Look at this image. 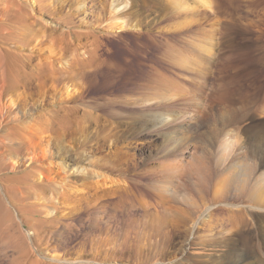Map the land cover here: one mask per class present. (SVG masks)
Wrapping results in <instances>:
<instances>
[{"label": "rangeland", "instance_id": "374dc122", "mask_svg": "<svg viewBox=\"0 0 264 264\" xmlns=\"http://www.w3.org/2000/svg\"><path fill=\"white\" fill-rule=\"evenodd\" d=\"M116 1L46 0L42 9L19 0L32 30L46 28L30 40L13 13L0 15L6 69L50 67L45 82L4 95L13 109L0 123V154L15 158L9 146L24 140L51 161L46 176L25 164L21 180L3 182L15 187L6 203L14 223L0 219V264H8L12 244L39 264L264 262V216L221 203L190 233L196 207L163 194L173 160L188 157L207 166L182 179L190 190L200 181L204 201L264 202L250 192L264 188V0H122L118 28L110 23ZM95 48L94 66H75ZM52 68L63 73L56 84ZM7 156L0 179L15 175L4 169ZM233 165L234 181L215 194ZM103 173L105 182L95 177ZM242 178L247 185L236 191ZM122 195L127 203L115 210ZM95 205L104 207L108 234H94Z\"/></svg>", "mask_w": 264, "mask_h": 264}, {"label": "bare ground", "instance_id": "6f19581e", "mask_svg": "<svg viewBox=\"0 0 264 264\" xmlns=\"http://www.w3.org/2000/svg\"><path fill=\"white\" fill-rule=\"evenodd\" d=\"M32 1H36L37 3H39L40 7L42 9H46L47 8V6L44 4V2L46 0H32ZM123 4H124V2L122 0H117L115 2V4L112 6V8H111L110 23L114 24L113 27H117L118 28V27L121 26V23H120L121 19L118 17V14L126 7V5H123ZM0 7H1L0 8V15H1L2 18L7 19L8 15L10 13H13V15H15L19 19V22L21 21L24 24L25 30L22 29L23 32L21 33L22 36L25 37L24 39H26V37H27L30 40L31 39V35H32L33 39H35L36 37L39 36V34H40L39 32H42L44 34L46 33V28H44V30L42 28L40 31H36V30L33 31L32 30V28L28 24V12H26L27 9L24 6H22V3H20L19 0H0ZM12 20H10V21H12ZM14 21H16V20H14ZM3 27L4 26H0V30L3 29ZM19 28H21V27H19ZM4 29H5V27H4ZM10 35H11V32H10ZM44 40H45L44 38H41L42 42H44ZM0 53H1V51H0ZM1 56H3V55H1ZM85 56H87V58H86L87 60L86 61L81 60L79 58H76V61L74 62L76 67L79 66V67L82 68V67H87V65H88V67L94 66V65H92V63H93L92 61L98 56L96 48L91 50L88 54L84 53V57ZM4 63H6V62H3V64H2V62H0V119H1L0 123L1 124L3 123V121L6 122V121L11 120V117H12L11 113H12V109H13L12 101L10 99H8L6 102H3L4 95L6 96L7 94H10V93L13 94L14 92H16V90L19 87H32V84H33L34 80L41 81V83L45 82L44 81V76L47 74V72H45V71L48 70V68H50V67H47L44 64H40L37 67L38 68V72L28 73L27 71L24 72L23 69L20 70L18 68L20 66H18V67H15L14 70H13V67H12L13 71L9 72L10 70L6 69V67L4 66L6 64H4ZM101 63H102V60L100 61V64ZM80 64H82V65H80ZM100 64H96L95 66H99ZM10 66H12V65H10ZM7 67H8V65H7ZM48 73L50 74L49 76H51V79H52L53 83H55V84L57 82H60L61 81L60 77L63 76L62 75L63 73L60 70H54L53 69V70H51V72H48ZM4 110H6V111L8 110V112H10V113L7 114V115H9V117L7 119H4V117H3ZM16 118L18 119V115L17 114H16L15 117H13V119H16ZM22 119H25V118H22ZM21 125L24 126V123L21 124ZM15 135H17V134H15ZM8 138H10V137H8ZM1 139H3V138H1ZM23 143H24V145L20 144L19 147H15L14 148V147H11V145L9 146L10 148L8 147L9 150L14 155H16V157L13 158V159H10L9 158L10 156L4 155V156H7L6 157L7 159H6V162H5L6 167L4 169H8L11 173H13L15 175L14 176H10V177H5L4 176L2 179H0V219L3 216H7L9 218V221L12 222V223H14V219L12 218L13 216L11 214L10 209L6 205V203L9 202L8 198H9V195H10V193L12 191L11 190L8 191L7 188L8 189H15V187L13 185L6 187L3 182L5 181V179H7V180L10 179L11 181L21 180L23 174H18L17 175V173L21 172L20 169L25 164H27V166H29V167L37 168V172H38L39 175L46 176L45 173L48 171V168H47L48 164L47 163L51 164L50 163L51 161L49 162V159H48V156H50V155H48L47 151L42 149L40 146L35 147V148H25L24 140H23ZM1 145L3 147V144H1ZM6 146H8V145H6ZM6 146H4V147H6ZM18 149H20V150L22 149V154L19 155V156L17 155L18 151H20ZM189 153L191 155V152H189ZM187 154H188V152H187ZM4 156L0 154V157H3L5 159ZM0 159H2V158H0ZM172 165H173V167L170 168V171L168 172V177H166L167 178L166 182L164 181L165 182V186L163 187L164 188V190H163L164 193L163 194L166 197V198L165 197L164 198L168 199L169 197H171V198L174 199L175 197H179L181 199H184L187 203H190L192 206L196 207V209H194V211L191 212L192 215L190 214L191 215V222H190L191 230H190V233L192 232L193 227L195 229V227L197 226V224L200 221H202L206 217H209L211 208L213 209V207H217V205H219V207H221V205H220L221 203H222V205L226 206L232 212H236L237 211V212H241L242 214L243 213H248L249 216L252 215V216H255V217L264 216L263 215V213H264L263 212V210H264V202L263 201L257 202V203H254V202L250 201L246 205H244V203L234 204V202L224 203V197L221 198V199L219 198L217 202L208 201V200L204 201L203 200L204 198L202 199V195H201V192H202L201 191V189H202L201 187H202V185L199 184L200 181L199 182H195L194 181L193 184H191L192 190H190L191 188L189 187L190 188L189 189L188 186L185 183H183L182 179H183V175L185 174V171H188L189 175H191V176H197V175H201L199 172L201 170L202 171L205 170L204 168L205 167L207 168V166H204V165H202L200 163L199 164L200 166L194 167L188 161V157L175 158L173 160ZM234 166L235 165L227 166L224 169V171L222 170L223 172L221 173V175H219V177L217 178V182L215 183V192H214L215 194H223L225 192V189L227 188L228 184L230 182L234 181L233 180V171L235 169ZM59 168L62 169V167H60V166H59ZM24 174L27 175V173H24ZM191 176H189V177H191ZM95 177H97L99 179L101 178V181H103V182H105L107 180L105 178L104 173L101 174V175L100 174H95ZM195 179H193V180H195ZM198 179H199V177H198ZM199 180H201V182H202V179H199ZM239 182H240V184H239ZM239 182H235V183H237V184L234 185V189L236 191L238 190V188H240L241 190H244L246 185H247V184L245 185V180L243 178ZM124 190H126V189H124ZM193 190H194V192H193ZM195 192H196V194H195ZM250 192L252 194V197L255 196V199H256V197H257V199L258 198L259 199H263L264 198V188L261 185H259V184H256L251 189ZM122 198H123V195H122ZM197 198H198V200H199V198H201L203 201L200 200L201 202L198 204L196 202ZM123 199H124V201H123ZM123 199L120 200L121 203H117V204H115L113 206L115 208V210H119V209H121L122 207L125 206V203H127L126 202L127 198L125 199V197H124ZM102 207L99 208L98 206L95 205L94 207H92L91 211H93V212L90 215L91 217L88 216L89 219L93 220L92 225L95 226L94 227L95 228V233L94 234H108L109 231H110L109 228H108L110 225L108 226V224H106V228H103V227L101 228V224H103V220H102L103 211H99V210L104 208V207L103 208ZM122 211H124V210H122ZM93 215H94V217H92ZM114 218H115V216H113V215L110 217V219H114ZM99 231H103V232L97 233ZM10 248L12 250V255L10 256L11 258L8 259L9 260L7 262L8 264H39V262L34 258V255H33V253L30 250L29 251L28 250H24L25 248L23 249L22 247H20L19 245H16V244L10 245ZM54 259L58 260L57 258H54ZM59 260H61V259H59ZM261 260H262V258H261ZM79 261L80 262L89 263L88 261H85V260H79ZM242 263H244V262L242 261ZM80 264H84V263H80ZM238 264H241V262H239ZM256 264H264V262L261 261V262H257Z\"/></svg>", "mask_w": 264, "mask_h": 264}]
</instances>
